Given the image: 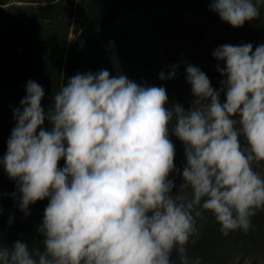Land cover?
Segmentation results:
<instances>
[{
	"label": "clouds",
	"instance_id": "clouds-1",
	"mask_svg": "<svg viewBox=\"0 0 264 264\" xmlns=\"http://www.w3.org/2000/svg\"><path fill=\"white\" fill-rule=\"evenodd\" d=\"M258 5L264 0H210L209 9L238 28L259 17ZM211 55L223 61L222 87L187 65V110L168 106L165 87L106 69L71 76L45 109L43 87L29 79L0 166L25 215L47 199L43 250L0 244V264H173L174 251L180 264H201L187 245L205 211L223 235L247 233L264 210V175L253 167L264 161V44H223ZM170 68L158 78H175L178 65ZM170 133L183 145L179 169ZM177 176L191 200L173 195Z\"/></svg>",
	"mask_w": 264,
	"mask_h": 264
},
{
	"label": "rangeland",
	"instance_id": "rangeland-1",
	"mask_svg": "<svg viewBox=\"0 0 264 264\" xmlns=\"http://www.w3.org/2000/svg\"><path fill=\"white\" fill-rule=\"evenodd\" d=\"M209 3L210 0H0V157L7 151V140L16 124L13 110L20 107L26 95L27 81L31 79L43 87L42 106L47 109L65 82L72 45L73 75L106 69L110 75L123 74L137 84L163 86L169 107L172 103L186 110L191 107L194 97L185 72L189 64L199 67L213 89L219 90L224 77L216 71V65L224 64L213 58L212 51L223 44L251 43L253 50L264 44V6L258 5L257 19L234 28L210 11ZM173 64L178 65L175 78L160 80L158 74L164 71L167 75ZM43 127H48L47 121ZM170 138L176 148L175 164L182 168L183 145L171 133ZM241 144L244 145L242 136ZM253 167L264 175V161ZM181 183L182 178L177 176L173 195L191 200L192 189ZM18 199L16 181L9 179L0 166V244L10 246L19 239L30 249L43 250L37 227L48 201L30 204L29 214L25 215L18 207ZM251 220L247 233L235 230L225 236L212 213L202 212L197 218L196 233L187 245L189 258L200 257L201 264H264V210ZM171 258L173 264H180L175 251Z\"/></svg>",
	"mask_w": 264,
	"mask_h": 264
},
{
	"label": "trees",
	"instance_id": "trees-1",
	"mask_svg": "<svg viewBox=\"0 0 264 264\" xmlns=\"http://www.w3.org/2000/svg\"><path fill=\"white\" fill-rule=\"evenodd\" d=\"M82 37V34H80L77 38V40H80ZM73 45L72 47L68 50V57H67V63H66V72H65V82L64 84L67 83L68 79L73 76V65H74V53H73ZM64 161H60L61 167H63Z\"/></svg>",
	"mask_w": 264,
	"mask_h": 264
}]
</instances>
